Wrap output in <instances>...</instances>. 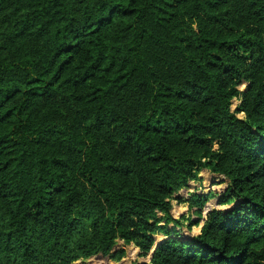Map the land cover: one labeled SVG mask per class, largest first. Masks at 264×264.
Returning <instances> with one entry per match:
<instances>
[{
	"label": "trees",
	"instance_id": "1",
	"mask_svg": "<svg viewBox=\"0 0 264 264\" xmlns=\"http://www.w3.org/2000/svg\"><path fill=\"white\" fill-rule=\"evenodd\" d=\"M202 169L224 187L189 227L231 207L187 236ZM128 245L264 264V0H0V264Z\"/></svg>",
	"mask_w": 264,
	"mask_h": 264
},
{
	"label": "rangeland",
	"instance_id": "2",
	"mask_svg": "<svg viewBox=\"0 0 264 264\" xmlns=\"http://www.w3.org/2000/svg\"><path fill=\"white\" fill-rule=\"evenodd\" d=\"M237 102H238V100L233 99L232 108L235 107ZM206 173L207 172H205L203 174L206 176ZM190 184H191V188L190 187L187 188L190 191L187 192L189 195L185 197L186 199L184 201H182L180 204L175 203L173 201L172 202L173 207L171 209V212L173 213L175 218H182L183 217L181 220L182 229L184 230L185 234H187V236H193V235L199 234L200 229L203 225V221L205 220V217H206L208 212H210L214 209H227V208L231 207V204L219 205L217 203L216 195L209 196L203 201L204 203L202 205V212L200 215V219H198V223L189 227V225H188L189 220L188 221L184 220V218L195 216L194 213L192 212V211H194L193 209L196 207V205L193 202V199L195 198V191L198 190L200 195L203 193H206V195L208 196V194L210 192H214V194L219 193L218 191L222 190V188L224 187V185H222V183H220L218 180L215 182L213 181L211 183L208 182L206 189H203L204 188L203 182H199V180H190ZM199 184L201 186H203V187H201V189H199L200 188ZM204 185L206 186V183H204ZM182 190H184V187L181 189V191ZM198 192L196 194H199ZM207 192H209V193H207ZM191 198H193V199H191ZM194 219H196V218H194ZM118 244H122V242L119 241ZM125 250H126L125 256L121 259V261L116 262L115 260L111 259L109 256H102V255L98 254V255L92 256L88 259L76 260L75 262H73V264H132L136 261L140 262V263L148 262V258L144 257V256H140L138 249L136 247H134L133 245L126 246Z\"/></svg>",
	"mask_w": 264,
	"mask_h": 264
},
{
	"label": "crops",
	"instance_id": "3",
	"mask_svg": "<svg viewBox=\"0 0 264 264\" xmlns=\"http://www.w3.org/2000/svg\"><path fill=\"white\" fill-rule=\"evenodd\" d=\"M205 172H207V173H206V176L203 174V173H205ZM201 173H202V174H201ZM200 174H201V175H200ZM198 178H199V179H198L199 182H203V186H204L203 189H206L208 182L211 183V182H213V181H214V182L217 181V180L219 181L218 176L215 175V174H212V173H211L210 171H208L207 169H202V170H200L199 173H198ZM204 183H206V186L204 185ZM203 186H201V185L199 184V187H200L199 189H201V187H203ZM188 187L191 188L190 181L188 182V185H187L186 187H184V190H182V191L180 190L179 193H178V194H179L180 196H182L184 199H186L185 197L189 195V194L187 193L188 191H190L189 189H187ZM203 189H202V190H203ZM197 192H198V190L195 191V196H196V195L200 196V193H199V192H198L199 194H196ZM184 193H185V194H184ZM190 193H191V192H190ZM207 193H209V192H207ZM203 194H204V193H203ZM205 194H206V193H205ZM213 194H214V192H213ZM208 195H209V194H208ZM193 196H194V195H193ZM173 201H174L175 203H178L176 199H172V200H171V203H172ZM178 204H180V203H178ZM172 207H173V204H172ZM174 217H175V216H174Z\"/></svg>",
	"mask_w": 264,
	"mask_h": 264
},
{
	"label": "water",
	"instance_id": "4",
	"mask_svg": "<svg viewBox=\"0 0 264 264\" xmlns=\"http://www.w3.org/2000/svg\"><path fill=\"white\" fill-rule=\"evenodd\" d=\"M135 247V246H134ZM138 249V248H137ZM139 251V250H138ZM100 255V254H99Z\"/></svg>",
	"mask_w": 264,
	"mask_h": 264
}]
</instances>
